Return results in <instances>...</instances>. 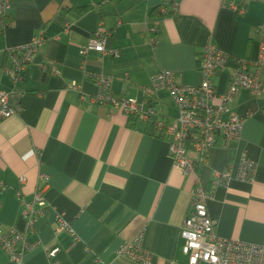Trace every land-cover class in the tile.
Wrapping results in <instances>:
<instances>
[{
	"label": "crops",
	"instance_id": "0c3cea01",
	"mask_svg": "<svg viewBox=\"0 0 264 264\" xmlns=\"http://www.w3.org/2000/svg\"><path fill=\"white\" fill-rule=\"evenodd\" d=\"M156 8L160 15L152 12ZM100 24L110 32L105 52L82 57L80 48ZM261 26L264 0H11L0 19V89L19 110L0 117V225L24 232L22 201L45 187L34 230L26 234L34 245L20 264H139L116 255L139 232L150 264H187L179 233L194 177L174 167L169 137L157 133L152 119H129L91 101L98 90L95 76L111 77V93L134 97L170 121L177 109L168 93L142 92L150 76L171 71L178 84L199 83L200 54L208 41L232 57L254 59ZM40 31L45 40L39 53L12 84L1 71L9 64L6 50ZM43 62L57 72L42 69ZM233 66L228 61L211 77L216 93L227 87ZM259 77L264 80V63ZM263 107V97L239 89L230 109L244 117L240 140L224 145L218 137L197 172L215 233L264 245ZM243 151L256 163L250 181L235 177ZM188 156L199 159L190 147ZM226 169L231 177L216 183L215 173ZM57 214L71 231L58 229ZM0 264L18 263L0 247Z\"/></svg>",
	"mask_w": 264,
	"mask_h": 264
},
{
	"label": "built area",
	"instance_id": "2783aa9c",
	"mask_svg": "<svg viewBox=\"0 0 264 264\" xmlns=\"http://www.w3.org/2000/svg\"><path fill=\"white\" fill-rule=\"evenodd\" d=\"M227 4L238 13L244 10L233 2ZM10 9L11 0H0V19H4ZM161 11L164 12V9ZM151 31L156 33L158 26L155 24ZM109 35L110 32L100 24L86 45L80 48V55L85 57L89 51L104 53L105 42ZM44 40L40 31L28 42L6 50L9 64L4 65L1 71L12 84L17 83L25 69L33 63ZM228 61H232L234 66L230 71L227 87L222 93H216L211 77L216 72L223 71ZM263 63L264 27L261 26L254 59L232 57L208 41L200 54L199 83L178 84L174 81L171 71L154 73L150 76L149 86L144 87L142 92L153 95L157 90H165L168 93L177 109V115L170 121L164 119L157 109L144 108V103L134 97L111 93V77L104 74L95 76L98 90L91 96V101L111 105L128 118H137L145 122L152 119L157 133L169 137L167 151L174 167L183 174H192L194 177L190 205L179 233L182 240L181 251L187 256V264H264L263 244L221 237L215 233V219L207 213L206 207L209 195L203 190L197 172L198 163L207 160L208 150L215 145L218 137H222L224 145L240 140L244 117L232 112L230 103L239 89H246L252 97L264 98V80L259 77ZM41 67L50 73L57 72L55 66H48L45 62L41 63ZM18 110L10 106L8 93L0 89V117H9ZM261 110L264 113V107ZM189 147L199 155L198 161L188 156ZM255 168V161L243 151L235 177L242 181H250ZM39 176L44 181L47 180V175L41 173ZM214 176L216 183H225L231 177V172L226 169L216 172ZM19 181L22 182L23 177H20ZM44 189L45 187L35 189L29 200L22 201L24 232L13 228L4 229L0 225V247L18 264L22 256L34 245L26 240V234L34 230L39 207L44 203ZM56 223L58 229L66 228L71 231L68 221L61 214H57ZM141 240L142 233L139 232L132 239L123 241L116 249V255L129 258L139 264H150L152 256L142 247ZM57 250V247L50 249L48 256L52 259Z\"/></svg>",
	"mask_w": 264,
	"mask_h": 264
},
{
	"label": "trees",
	"instance_id": "16d2710c",
	"mask_svg": "<svg viewBox=\"0 0 264 264\" xmlns=\"http://www.w3.org/2000/svg\"><path fill=\"white\" fill-rule=\"evenodd\" d=\"M152 12H155L157 15L161 14L160 11H159V8L154 9ZM4 24H6V23L4 22ZM129 119H132V117H129Z\"/></svg>",
	"mask_w": 264,
	"mask_h": 264
}]
</instances>
